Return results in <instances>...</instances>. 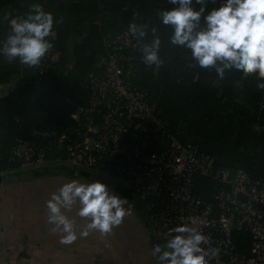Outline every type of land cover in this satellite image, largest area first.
Instances as JSON below:
<instances>
[{"label": "trees", "instance_id": "trees-1", "mask_svg": "<svg viewBox=\"0 0 264 264\" xmlns=\"http://www.w3.org/2000/svg\"><path fill=\"white\" fill-rule=\"evenodd\" d=\"M37 2L56 20L48 54L57 57L43 74L37 71L20 89L0 98V174L19 170L13 151L20 142L46 147L75 126L71 113L86 106L91 95L83 78L98 70L107 54L106 40L135 20L149 25L146 41L152 40L151 26L158 28L164 63L148 67L132 53L134 83L148 92L170 130L212 156L216 168L242 169L251 179H264V107L259 105L264 90L257 88L258 77L226 71L221 80L215 68L193 66L190 50L172 45L170 27L157 19L158 10L173 7L170 0H0V41L9 31L4 13H22ZM217 3L206 0L209 9ZM193 7L200 5L193 0ZM19 75L25 76V66L0 56V86ZM156 142L149 147L152 152L166 147L163 139ZM217 188L210 178L196 180V193L207 201L215 202ZM235 239L239 250L248 253L249 238L237 234Z\"/></svg>", "mask_w": 264, "mask_h": 264}, {"label": "built area", "instance_id": "built-area-1", "mask_svg": "<svg viewBox=\"0 0 264 264\" xmlns=\"http://www.w3.org/2000/svg\"><path fill=\"white\" fill-rule=\"evenodd\" d=\"M150 42H137L127 29L111 35L98 70L83 78L91 95L86 106L71 113L75 126L46 147L20 142L14 160L22 170L62 162L109 176L144 205L160 239L167 238L169 228L184 224L219 247L211 264H264V179H251L242 169L216 168L212 156L170 130L148 92L133 79L132 53L142 55L140 49ZM159 56L161 62L151 66L164 63L160 49ZM56 57L47 54L34 67L35 74H43ZM259 105L263 108L264 102ZM157 138L166 147L152 152L149 147ZM199 177L218 184L215 202L196 193ZM237 234L249 238L248 253L239 250Z\"/></svg>", "mask_w": 264, "mask_h": 264}, {"label": "clouds", "instance_id": "clouds-1", "mask_svg": "<svg viewBox=\"0 0 264 264\" xmlns=\"http://www.w3.org/2000/svg\"><path fill=\"white\" fill-rule=\"evenodd\" d=\"M170 0L171 8H162L156 16L160 24L169 26L172 45L190 50L191 58L200 68H215L218 79L226 71L246 78L258 77L257 88L264 90V0H218L207 8L206 0ZM9 31L0 41V56L21 65H40L53 49L56 20L41 3H32L22 13H4ZM148 24L131 21L127 30L137 42L147 35ZM153 37L140 49L143 63L151 66L160 61L161 38L158 28L151 26ZM129 201L116 194L99 179L81 181L70 179L62 183L45 201L47 223L52 233L60 234L63 244H72L87 237L93 230L101 235L110 234L120 225L131 206ZM75 208L78 217L86 224L77 231L76 220L68 213ZM163 243L152 245L156 264H211L218 258L219 247L213 246L195 230L184 224L169 228Z\"/></svg>", "mask_w": 264, "mask_h": 264}, {"label": "crops", "instance_id": "crops-1", "mask_svg": "<svg viewBox=\"0 0 264 264\" xmlns=\"http://www.w3.org/2000/svg\"><path fill=\"white\" fill-rule=\"evenodd\" d=\"M11 92L10 85L0 86V98ZM49 165L72 167L62 162ZM18 172L23 171H15ZM70 179L85 180L63 173H44L0 186V264H156L152 245L158 235L144 205L133 195H122L117 191L119 183L101 173H95L93 180H101L126 198L129 203L125 207L131 206L130 214L110 234L93 230L70 245L61 243L60 234L50 231L45 201ZM68 214L75 218L80 231L86 219L76 216L75 208Z\"/></svg>", "mask_w": 264, "mask_h": 264}, {"label": "water", "instance_id": "water-1", "mask_svg": "<svg viewBox=\"0 0 264 264\" xmlns=\"http://www.w3.org/2000/svg\"><path fill=\"white\" fill-rule=\"evenodd\" d=\"M34 75H35L34 66L33 67L25 66V76L19 75L13 77L10 84L12 91H16L20 89L25 83V78L31 79L34 77ZM22 171L23 172H18V173L11 172V173L0 174V186L4 184L19 182V181L30 180L44 173H52V174L63 173L69 177H81L85 179L87 178L89 180H93L95 175V172L92 170H85L77 167H70L67 165H47L39 168H32L31 170L25 169ZM117 191L124 196L133 195L129 189L125 188L121 184H119ZM156 241L163 242L164 240L157 237Z\"/></svg>", "mask_w": 264, "mask_h": 264}]
</instances>
